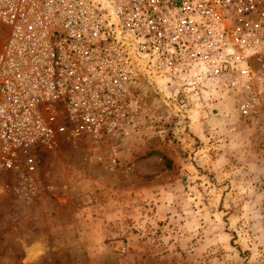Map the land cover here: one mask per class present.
Wrapping results in <instances>:
<instances>
[{
  "label": "rangeland",
  "instance_id": "374dc122",
  "mask_svg": "<svg viewBox=\"0 0 264 264\" xmlns=\"http://www.w3.org/2000/svg\"><path fill=\"white\" fill-rule=\"evenodd\" d=\"M157 84L139 76L101 129L0 181V264H264L258 125L232 88L188 107Z\"/></svg>",
  "mask_w": 264,
  "mask_h": 264
},
{
  "label": "built area",
  "instance_id": "2783aa9c",
  "mask_svg": "<svg viewBox=\"0 0 264 264\" xmlns=\"http://www.w3.org/2000/svg\"><path fill=\"white\" fill-rule=\"evenodd\" d=\"M263 75L264 0H0V181L101 129L139 76L188 107L232 88L264 136Z\"/></svg>",
  "mask_w": 264,
  "mask_h": 264
}]
</instances>
